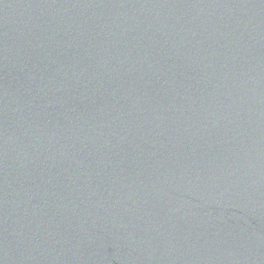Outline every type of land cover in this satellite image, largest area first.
<instances>
[{
  "label": "water",
  "instance_id": "water-1",
  "mask_svg": "<svg viewBox=\"0 0 264 264\" xmlns=\"http://www.w3.org/2000/svg\"><path fill=\"white\" fill-rule=\"evenodd\" d=\"M0 264H264V0H0Z\"/></svg>",
  "mask_w": 264,
  "mask_h": 264
}]
</instances>
